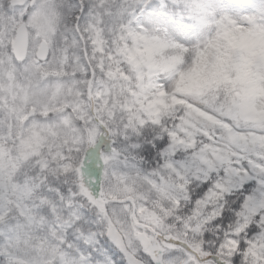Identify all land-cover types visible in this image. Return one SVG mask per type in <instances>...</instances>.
I'll list each match as a JSON object with an SVG mask.
<instances>
[{
  "label": "snow or ice",
  "instance_id": "6c2138e0",
  "mask_svg": "<svg viewBox=\"0 0 264 264\" xmlns=\"http://www.w3.org/2000/svg\"><path fill=\"white\" fill-rule=\"evenodd\" d=\"M235 27L264 0H0V264H264V146L138 105Z\"/></svg>",
  "mask_w": 264,
  "mask_h": 264
},
{
  "label": "trees",
  "instance_id": "16d2710c",
  "mask_svg": "<svg viewBox=\"0 0 264 264\" xmlns=\"http://www.w3.org/2000/svg\"><path fill=\"white\" fill-rule=\"evenodd\" d=\"M225 33L216 44L211 72L205 76L203 68L197 66L194 74L184 80L178 91L172 94L159 110L151 114L152 116L171 114L178 107L183 108L188 117L184 124L188 128L205 133L210 139L218 138V125L211 119L213 112L200 113L198 106L189 103L187 95L195 94L215 108L227 104L232 110L242 108L241 96L247 92L249 85L260 83L261 66L264 64V34H255L245 28L230 31L227 29ZM253 35L256 37H252ZM121 76L124 78L123 74ZM115 93L121 100L124 99L119 88Z\"/></svg>",
  "mask_w": 264,
  "mask_h": 264
},
{
  "label": "rangeland",
  "instance_id": "374dc122",
  "mask_svg": "<svg viewBox=\"0 0 264 264\" xmlns=\"http://www.w3.org/2000/svg\"><path fill=\"white\" fill-rule=\"evenodd\" d=\"M236 28L241 27H235L233 29ZM233 29H228V31ZM249 30L254 33H259L260 35L264 34V29ZM225 31L223 32V35H226ZM252 37H256V35H253ZM219 39H221V36ZM217 42L218 40L210 44L204 50H198L191 58H188L186 53H173L169 56L168 60L170 61V66L175 68L177 74V79H175L170 92L160 91L158 94L154 95L151 100H147V96H145L147 103L138 102L139 107L142 110L148 111L150 114H154L156 110H159L160 107L168 101L172 94L178 91L182 82L194 74L197 66L203 68L205 76L210 73L212 70ZM181 64L184 65L183 68L177 67V65ZM261 68L262 79L260 83L258 85H249L247 92L241 96L242 99L240 104H243L242 108L240 107L232 110L229 104H227V106L219 105L218 108H215L211 106L212 104L205 102L195 94L187 95V98L193 101L192 103L195 104L196 107L198 105H203V107H197L200 113L207 114L208 111L213 112V115L211 114L212 122H215L218 125L216 133L218 136L217 139H219L220 134L223 133L229 138V140L256 146H264V134H262V132H264V64ZM132 95L135 97L137 94L132 93ZM113 97L118 101L121 100L117 97L115 91Z\"/></svg>",
  "mask_w": 264,
  "mask_h": 264
}]
</instances>
